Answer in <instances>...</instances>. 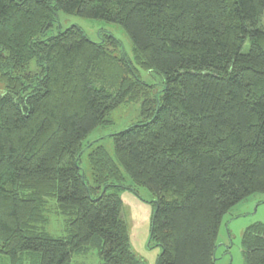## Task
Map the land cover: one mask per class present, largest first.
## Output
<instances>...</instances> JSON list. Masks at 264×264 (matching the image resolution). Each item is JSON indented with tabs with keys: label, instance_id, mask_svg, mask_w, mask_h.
<instances>
[{
	"label": "trees",
	"instance_id": "obj_1",
	"mask_svg": "<svg viewBox=\"0 0 264 264\" xmlns=\"http://www.w3.org/2000/svg\"><path fill=\"white\" fill-rule=\"evenodd\" d=\"M59 12L118 26L133 60L108 34L49 35ZM263 12L264 0H0V264L94 252L98 264H145L119 196L141 188L156 264H214L224 216L264 194ZM125 103L140 120L110 136L113 155L85 144ZM52 205L58 238L44 229ZM241 246L244 264H264V224Z\"/></svg>",
	"mask_w": 264,
	"mask_h": 264
},
{
	"label": "rangeland",
	"instance_id": "obj_2",
	"mask_svg": "<svg viewBox=\"0 0 264 264\" xmlns=\"http://www.w3.org/2000/svg\"><path fill=\"white\" fill-rule=\"evenodd\" d=\"M259 25L264 30V12ZM72 26L80 28L92 42H98L100 37L105 34L111 35L120 44L118 54H123L131 61L133 60L131 44L124 32L118 26L103 21L83 19L59 12L49 35H55ZM140 78L142 82L154 85L156 89L161 87L162 79L154 73L140 71ZM4 92L5 86L0 81V94ZM139 109V103L121 105L110 115L112 125L96 129L86 138L84 143L97 140L99 145L104 146L107 152L113 155V144L110 136L139 122ZM86 155L87 152L83 155L80 166L86 177H89L90 171ZM137 195L138 197L126 190L119 192L123 203L124 218L129 229L130 243L134 253L145 264H156L160 250L152 244L149 245L152 202L154 200L152 195L142 188L138 189ZM49 209L45 232L53 238L64 236L66 230L64 218L54 213L53 205ZM256 224H264V194L261 193L248 197L244 202L233 207L222 219L216 242L214 264H244L241 246L242 234L248 227ZM99 262L97 254L94 252L86 258H75L72 264H98Z\"/></svg>",
	"mask_w": 264,
	"mask_h": 264
}]
</instances>
